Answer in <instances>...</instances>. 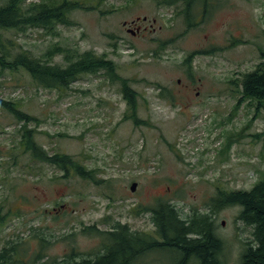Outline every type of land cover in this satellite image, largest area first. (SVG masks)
<instances>
[{
    "label": "rangeland",
    "instance_id": "obj_1",
    "mask_svg": "<svg viewBox=\"0 0 264 264\" xmlns=\"http://www.w3.org/2000/svg\"><path fill=\"white\" fill-rule=\"evenodd\" d=\"M75 1L96 10L72 12L73 25L57 27L54 36L31 29L0 36L15 41L13 52L20 47L43 61L49 50L61 48L49 61L60 67L76 52L105 56L137 93L140 123L124 118L120 86L102 72L50 90L34 85L23 70L0 71V99L17 102L35 119L26 128L34 130L36 144L48 155L78 160L105 180L95 187L79 178L57 179L61 173L54 167L31 162L21 145L24 123L0 108V206L12 213L0 239L48 238V253L65 264L72 250L100 247L102 237L86 228L110 232L119 223L150 230L151 215L143 209L166 200L182 218L212 213L216 233L227 239L230 264H240L251 230L237 221L239 208L210 211L209 204L218 187L248 191L264 174V112L257 114L248 100L238 104L237 81L260 62L264 0H207L204 19L198 0V24L187 32L181 4ZM137 27L133 35L129 30ZM197 51L210 53L194 55L186 69L184 59ZM154 256L161 262L169 257Z\"/></svg>",
    "mask_w": 264,
    "mask_h": 264
},
{
    "label": "trees",
    "instance_id": "obj_2",
    "mask_svg": "<svg viewBox=\"0 0 264 264\" xmlns=\"http://www.w3.org/2000/svg\"><path fill=\"white\" fill-rule=\"evenodd\" d=\"M198 0H155L157 6H176L183 5V9L179 12L182 15L186 32L197 26L198 21L193 20V8ZM202 1L200 16L204 19L207 14V0ZM76 10L93 11L95 7L85 6L75 0H41L26 4L25 0H5L0 5V32H13L22 34L26 30H39L48 35H56V29L59 26H72L70 15ZM264 35V34H263ZM163 42L159 46L161 50L165 45L170 44ZM15 41L2 39L0 36V71L7 70L11 73L23 70L31 79L34 85L44 89L62 90L68 88L73 82L77 81L83 75H91L102 72L104 76L120 86V93L127 105L125 119L131 120L134 124L140 123L137 117V93L130 87L129 80L120 78L117 74L116 66L113 61L106 59L103 55H96L92 51L83 53L76 52L71 58H64L65 66L51 65L50 58L62 53L61 48L54 47L49 50L43 57L36 58L29 51L22 50L20 47L13 52ZM209 54V51H197L189 54L184 59V64H188L194 55ZM71 56V55H70ZM260 62L255 68L245 74H242L237 80L241 91V99L238 104L244 100H248L250 105H254L257 114L259 111L264 112V50L259 48ZM237 107V106H235ZM0 108L10 112L18 122H23L21 132V145L23 153L30 156L31 162L47 164L54 167L61 173V177L57 179L79 178L95 187L101 186L105 180L96 176L95 170H88L78 160L65 155L55 153L48 155L34 140V130L27 129L26 126L30 122H35L32 116H28L20 112L17 108L18 103L0 99ZM146 124L145 122H141ZM218 187V186H217ZM209 207L222 210L227 208H239L236 216L237 221L249 227L251 230V238L248 242L242 244L241 253H239L240 264H264V174L248 191H229L223 187L217 188V194L211 199ZM150 213L155 224V233L161 234L169 242L178 239L179 228L183 225L179 223L180 215L171 205L170 201H157V204L149 209H143ZM12 213H2L0 206V228L4 227L8 222V217ZM16 215V214H15ZM207 215V214H206ZM206 215L197 214L200 220H197L198 228L204 231ZM123 227L116 223L112 232H101L94 227L86 228L96 234H105L115 236V234L123 232L119 228ZM125 228V227H124ZM171 236L173 239L170 241ZM177 241V240H176ZM200 255L204 261L209 259V247L201 248ZM73 260V258H72ZM68 264H83L68 262Z\"/></svg>",
    "mask_w": 264,
    "mask_h": 264
},
{
    "label": "flooded vegetation",
    "instance_id": "obj_3",
    "mask_svg": "<svg viewBox=\"0 0 264 264\" xmlns=\"http://www.w3.org/2000/svg\"><path fill=\"white\" fill-rule=\"evenodd\" d=\"M129 31L134 35L139 32V28L134 32ZM210 204L214 207V203ZM212 207H209L210 211H213ZM151 220L150 230L138 231L123 226L119 229L124 231L115 236L101 234L98 249L87 250L81 254H75L72 250L65 264L69 261L83 264H230L227 239L216 233L212 213L206 215L204 231L198 228L196 221L200 220L199 218L180 217L178 221L183 226L179 228L177 241L172 240L171 236L167 237L172 242L155 233V224L152 218ZM113 230L114 228L110 232ZM32 237H1L0 264H56L55 258L48 253V247L51 245L48 238ZM32 242L36 243V248L29 246ZM206 246L210 250L209 259L204 261L199 249ZM158 252L167 253L168 261L158 260L154 256ZM66 256L64 255L65 258Z\"/></svg>",
    "mask_w": 264,
    "mask_h": 264
},
{
    "label": "water",
    "instance_id": "obj_4",
    "mask_svg": "<svg viewBox=\"0 0 264 264\" xmlns=\"http://www.w3.org/2000/svg\"><path fill=\"white\" fill-rule=\"evenodd\" d=\"M136 185H137L136 183H132V184H131V186H130V191H131V192H134V191H135V189H136ZM263 217H264V216H263Z\"/></svg>",
    "mask_w": 264,
    "mask_h": 264
}]
</instances>
